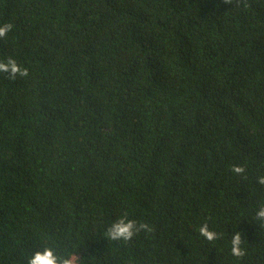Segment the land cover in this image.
<instances>
[{"label":"trees","instance_id":"16d2710c","mask_svg":"<svg viewBox=\"0 0 264 264\" xmlns=\"http://www.w3.org/2000/svg\"><path fill=\"white\" fill-rule=\"evenodd\" d=\"M4 24L28 74L0 72V264H264V0H0Z\"/></svg>","mask_w":264,"mask_h":264},{"label":"clouds","instance_id":"9594fccd","mask_svg":"<svg viewBox=\"0 0 264 264\" xmlns=\"http://www.w3.org/2000/svg\"><path fill=\"white\" fill-rule=\"evenodd\" d=\"M227 4H233L234 0H225ZM12 24H4L0 26V37H5L7 33L12 29ZM0 72L10 73V75L15 78L16 74L27 75V69H22L21 66L16 62L15 59H9L6 62L0 61ZM233 170L235 172H242L243 168L240 166H234ZM261 183H264V178H261ZM264 214V213H261ZM134 221H125L123 218L117 222L113 228L110 230V235L112 239L130 240L134 235L133 232ZM142 227L149 228L148 224H143ZM201 235L205 236L208 240L214 239L215 234L208 230L207 225L201 227ZM232 253L234 256H243L245 253L239 247L240 245V235L237 233L233 240ZM30 264H79V257L76 254H70L64 259H60L56 253L51 248L44 249L43 252H37L30 259Z\"/></svg>","mask_w":264,"mask_h":264}]
</instances>
